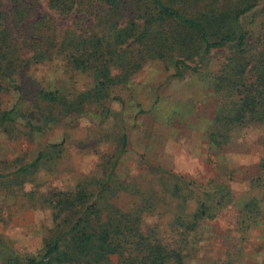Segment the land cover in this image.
Returning <instances> with one entry per match:
<instances>
[{"label": "trees", "instance_id": "16d2710c", "mask_svg": "<svg viewBox=\"0 0 264 264\" xmlns=\"http://www.w3.org/2000/svg\"><path fill=\"white\" fill-rule=\"evenodd\" d=\"M41 1L59 15L82 14L85 23L63 30L53 15L33 16ZM258 11L264 12V0H22L11 9L0 0V127L7 133L21 126L40 133L51 123L87 115L96 107L102 108L105 121L114 88L127 84L149 62L165 61L176 77H183L201 73L213 52L222 50L228 54L210 75L218 104L208 133L209 143L221 149L236 132L264 127V24L254 29L246 21ZM58 62L90 76L92 85L72 97L43 87L30 96L24 81L31 67ZM11 91L19 98L5 108L2 93ZM30 109L38 116L30 119ZM64 145L48 144L31 161L0 167V186L10 192L16 186L24 189L42 165L62 157ZM115 146L114 154L101 156L102 176L44 195L54 227L43 250L22 255L0 236V264H187L200 246L201 227L236 204L230 186L210 180L195 197L196 209L185 215L186 203L195 196H190L191 182L161 169L159 189L137 190L140 201L125 209L116 200L129 190L117 173L127 151L126 132ZM248 179L255 192L264 193V157ZM159 192L183 211L165 227L145 222L165 199ZM236 208L240 244L262 225V199L252 195ZM241 250L242 245L233 248L212 264H238Z\"/></svg>", "mask_w": 264, "mask_h": 264}, {"label": "rangeland", "instance_id": "374dc122", "mask_svg": "<svg viewBox=\"0 0 264 264\" xmlns=\"http://www.w3.org/2000/svg\"><path fill=\"white\" fill-rule=\"evenodd\" d=\"M20 1L4 0V4L6 9H11ZM34 8L33 16L53 15L63 30L77 26L78 22L85 23L80 19L82 14L59 15L44 1ZM259 11L246 17L254 29L264 24V12ZM227 54L222 50L213 52L210 64L201 73L188 72L183 77H176L174 68L165 61L149 62L127 84L114 88L111 114L105 121L101 117L102 108L96 107L87 115H73L51 123L40 133H30L23 126L7 133L0 127L2 168L10 169L19 162L33 160L48 144L65 143L62 157L42 165L24 189L16 186L10 192L8 187L0 186V236L4 242L19 254H39L54 227L44 195L50 190L73 189L92 175L102 176L101 156L114 154L115 144L124 131L128 146L117 173L118 179L129 184V190L119 193L116 200L119 206L135 207L140 201L137 190L157 191L162 183L158 174L161 169L191 182L188 188L194 193L190 196H195L186 203L185 215L196 209L195 197L206 182L214 180L215 184L228 185L235 194L236 204L229 205L215 220L201 227L200 246L187 264H212L213 259L223 257L233 248L237 250L240 245L242 257L238 264H264V217L262 225L244 243L239 244L235 237L240 236L235 230L236 207L243 201L257 195L262 199L264 215V193L255 192L248 182L264 157V127L252 126L236 132L221 149L213 147L208 140L218 104L210 75L219 69ZM24 82L30 96L43 87L59 88L69 97L93 83L87 74L64 68L59 62L32 66ZM18 98L15 91L2 93L5 108H11ZM28 113L30 119L35 114L38 116L35 109ZM31 193L34 198L29 199ZM158 195L165 198L160 192ZM162 201L157 211L146 216L147 225L165 227L183 213L175 207L176 202H170L167 197Z\"/></svg>", "mask_w": 264, "mask_h": 264}]
</instances>
